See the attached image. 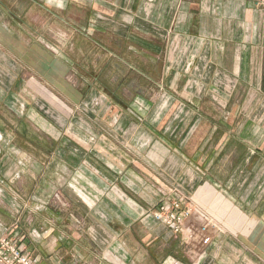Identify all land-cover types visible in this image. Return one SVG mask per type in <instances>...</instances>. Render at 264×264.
<instances>
[{
  "label": "crops",
  "instance_id": "obj_1",
  "mask_svg": "<svg viewBox=\"0 0 264 264\" xmlns=\"http://www.w3.org/2000/svg\"><path fill=\"white\" fill-rule=\"evenodd\" d=\"M1 178L37 264H264V4L0 0ZM176 195L195 241L153 218Z\"/></svg>",
  "mask_w": 264,
  "mask_h": 264
},
{
  "label": "built area",
  "instance_id": "obj_2",
  "mask_svg": "<svg viewBox=\"0 0 264 264\" xmlns=\"http://www.w3.org/2000/svg\"><path fill=\"white\" fill-rule=\"evenodd\" d=\"M254 1L260 4H264V0H248ZM186 202L179 195H176L175 199L167 204L160 205L156 213L153 214V218L160 224L168 227L175 235H183L184 232L188 234L191 241H195L196 231L190 226L184 228V223L193 217L194 209L191 205L187 206L183 210ZM205 225L200 227L199 233L205 234L210 228H216L214 221L211 218L203 216ZM0 264H37L36 261L31 257L29 251L25 245L19 243L16 239L5 236L0 239Z\"/></svg>",
  "mask_w": 264,
  "mask_h": 264
},
{
  "label": "rangeland",
  "instance_id": "obj_3",
  "mask_svg": "<svg viewBox=\"0 0 264 264\" xmlns=\"http://www.w3.org/2000/svg\"><path fill=\"white\" fill-rule=\"evenodd\" d=\"M81 108V107H80ZM83 109V108H82ZM81 109V110H82ZM82 112H83V110H82ZM83 114H81V112H78V119L79 118H82V120L84 121V116H82ZM62 120H63V118H62ZM79 121V120H78ZM83 126V125H82ZM63 128V127H62ZM80 128V127H79ZM78 128V129H79ZM64 129V128H63ZM67 131V129L65 128L64 129V132H66ZM82 131H84V127L82 128ZM45 147L47 148L48 147V149H50L49 148V145H45ZM44 164H46L45 162H44ZM36 178L37 177H35V176H33V175H31L30 177H29V179H26V178H22L21 179V177H18V180H17V182L15 183V186L16 187H18V191L16 192L15 190L13 191V195H12V200L11 201H8L7 203H8V205L7 206H9V203H11V206L10 207H7L10 211L12 210L13 211V213H15L16 215H19L20 216V214H21V212H22V209H23V207H24V205H27V206H29V207H32V208H35V207H40V206H42L43 204L41 203V202H43L42 200H44L43 199V197L44 196H48V195H50V194H52V193H49L48 191H42L41 193H36V191L35 192H33L31 189H29V188H27V190L25 191V192H23V188H22V186H24V185H26L27 187L29 186V185H31V183L33 182L34 183V181L36 180ZM2 180H1V182H0V184H2V183H4L5 181H4V178H1ZM29 180V181H28ZM44 181H45V184H47V186L49 185V184H51L52 182H53V180H52V176L51 175H45L44 176ZM30 187V186H29ZM38 194H40V195H38ZM35 195V196H34ZM4 197H5V192L3 191V190H1V188H0V199H2V201L4 202L5 201V199H4ZM32 199V202L30 203H28V200H31ZM5 204H6V201L4 202ZM1 210H4V209H0V211ZM0 216H4L3 214H1L0 213ZM3 218V217H2ZM3 220V219H2ZM1 220V221H2ZM4 221V220H3ZM0 227H1V225H0ZM2 236H4V235H2ZM1 236V237H2Z\"/></svg>",
  "mask_w": 264,
  "mask_h": 264
}]
</instances>
